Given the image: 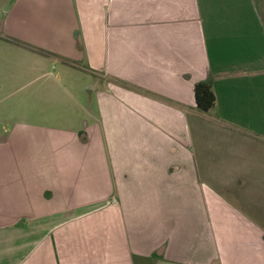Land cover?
<instances>
[{
	"label": "crops",
	"instance_id": "0c3cea01",
	"mask_svg": "<svg viewBox=\"0 0 264 264\" xmlns=\"http://www.w3.org/2000/svg\"><path fill=\"white\" fill-rule=\"evenodd\" d=\"M54 69L81 120L0 138V264H264V0H0V92Z\"/></svg>",
	"mask_w": 264,
	"mask_h": 264
},
{
	"label": "rangeland",
	"instance_id": "374dc122",
	"mask_svg": "<svg viewBox=\"0 0 264 264\" xmlns=\"http://www.w3.org/2000/svg\"><path fill=\"white\" fill-rule=\"evenodd\" d=\"M8 68L9 66L6 65ZM18 67V66H16ZM3 73L10 74V69H5V66L1 68ZM54 77H57L58 82L50 78V80L39 81L35 85V89L38 90V97H30L26 93L20 91V95L14 96L11 93L13 90L20 88L24 83L20 80V86L9 87L6 86L3 91L0 92V138L8 136H19L21 130L17 129L16 125L21 121H31L37 123H46V110L48 115L52 117L51 120L54 121L55 125H60L65 119L71 120L73 122L80 121V106L84 105L83 97L77 96L76 90L72 89L71 83L64 78V75L58 69H54ZM51 80L54 82L51 83ZM43 85L41 86V84ZM47 84L49 91L53 87L54 96L52 101L48 98L46 101L45 96L41 97V92L44 89L43 86ZM53 84V85H52ZM49 85H52L50 87ZM69 90L72 96L67 95L64 88ZM53 123V122H52ZM27 146L22 145V151Z\"/></svg>",
	"mask_w": 264,
	"mask_h": 264
},
{
	"label": "trees",
	"instance_id": "16d2710c",
	"mask_svg": "<svg viewBox=\"0 0 264 264\" xmlns=\"http://www.w3.org/2000/svg\"><path fill=\"white\" fill-rule=\"evenodd\" d=\"M195 97L198 109L201 112L207 113L216 105V95L207 83L201 82L195 86Z\"/></svg>",
	"mask_w": 264,
	"mask_h": 264
}]
</instances>
